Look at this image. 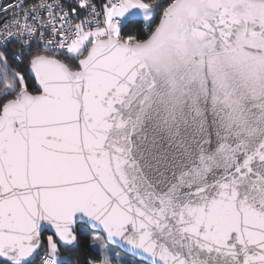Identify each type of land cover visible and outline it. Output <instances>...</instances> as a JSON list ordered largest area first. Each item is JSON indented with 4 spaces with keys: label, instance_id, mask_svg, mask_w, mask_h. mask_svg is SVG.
I'll use <instances>...</instances> for the list:
<instances>
[{
    "label": "snow or ice",
    "instance_id": "1",
    "mask_svg": "<svg viewBox=\"0 0 264 264\" xmlns=\"http://www.w3.org/2000/svg\"><path fill=\"white\" fill-rule=\"evenodd\" d=\"M0 17V264H264V0Z\"/></svg>",
    "mask_w": 264,
    "mask_h": 264
},
{
    "label": "built area",
    "instance_id": "2",
    "mask_svg": "<svg viewBox=\"0 0 264 264\" xmlns=\"http://www.w3.org/2000/svg\"><path fill=\"white\" fill-rule=\"evenodd\" d=\"M8 2H10V0H0V5H3V4H5V3H8ZM27 2L28 3H31L32 2V0H27ZM97 4H98V2H97ZM2 17H0V22H2Z\"/></svg>",
    "mask_w": 264,
    "mask_h": 264
},
{
    "label": "trees",
    "instance_id": "3",
    "mask_svg": "<svg viewBox=\"0 0 264 264\" xmlns=\"http://www.w3.org/2000/svg\"><path fill=\"white\" fill-rule=\"evenodd\" d=\"M96 2H98V4H99V3H101V2H102V0H96Z\"/></svg>",
    "mask_w": 264,
    "mask_h": 264
}]
</instances>
